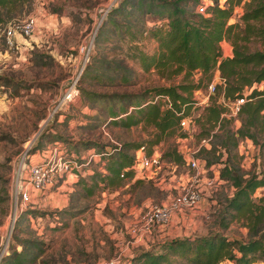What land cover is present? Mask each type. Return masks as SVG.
<instances>
[{
	"label": "rangeland",
	"instance_id": "rangeland-1",
	"mask_svg": "<svg viewBox=\"0 0 264 264\" xmlns=\"http://www.w3.org/2000/svg\"><path fill=\"white\" fill-rule=\"evenodd\" d=\"M123 1L128 7L112 13V8ZM245 1L233 7L229 23L238 21ZM200 4L208 6L211 1H180L190 13ZM144 11L145 2L139 4L138 0H31L24 15L0 22V248L7 244L8 253L20 250L19 241L29 239L40 243L32 264H100L116 257L119 264H129L143 251L164 252L169 242L186 236L245 237L241 221H230L224 229V201L233 189L228 181L217 179L214 187L204 192L196 208L186 209L167 224L154 227L148 236L131 238L128 227L142 211L175 192L176 181L185 171L181 162L176 163L175 176L169 173L170 169H164L167 174L163 172L162 190L149 181L133 183L126 179L116 188H95L91 196L81 197V188L69 184L67 179L62 186L45 192H30L31 200L36 203L27 205L13 223L8 219L12 162L28 142L35 145L30 149L34 159L35 151L45 149L55 137L60 138L56 141L67 152L75 155L96 150L111 141L121 145L142 143L146 152L148 141L154 138L151 126L143 123L129 128L115 126L108 123L109 109L121 117L124 110L130 111L118 102L122 95L149 93L198 80L203 90L209 82L207 75L197 72L165 77L152 69L142 70L133 57L134 47L153 52L156 45L147 31L158 25L154 14ZM27 16L36 21L32 33L15 35L12 44H7L8 22ZM248 48L264 51L259 40L250 41ZM220 52L222 57L231 56L228 41L220 42ZM122 75L128 79L123 85L119 81ZM72 83L76 97L61 101ZM255 86L260 87L261 83ZM219 110L221 114L222 109ZM220 118L221 122L216 121L212 126L201 119L198 134L193 137L197 141L212 135L209 143L216 151L201 153L205 159L216 161L212 171L206 169L207 176L219 171L221 164L217 161H224L226 152L220 146L223 133L227 129L235 132L239 126L238 119L225 123L224 117ZM179 133L163 136L152 146L151 151H156L166 164H175L162 155L176 148ZM260 142L262 139L258 138L256 143ZM227 148L238 173L264 177V149L241 143L238 150L247 151L243 161L234 154V146L228 143ZM263 193L264 187L257 188L252 198L257 199Z\"/></svg>",
	"mask_w": 264,
	"mask_h": 264
},
{
	"label": "trees",
	"instance_id": "trees-1",
	"mask_svg": "<svg viewBox=\"0 0 264 264\" xmlns=\"http://www.w3.org/2000/svg\"><path fill=\"white\" fill-rule=\"evenodd\" d=\"M30 1L0 0V22L24 15L28 11ZM143 1L145 2L144 12L154 14L158 25L147 31L149 38L156 45L153 52L147 53L134 47L133 57L136 58L142 70L152 69L165 77L181 73L188 76L190 73L197 72L201 76L207 75L210 80L212 78L210 75L217 72L218 76L224 80V86H217L214 95L210 96L212 102L200 109V114L195 121L197 132L201 119L210 122L211 126L222 119L219 114L220 107L214 103L220 93L224 98L229 99L236 96L246 98L235 118L239 121L236 131L229 132L227 129L223 133L224 140L220 146L226 152L224 161H217L221 164L218 178L224 182L228 181L233 189L231 195L224 201V229L228 227L230 221H241L245 229V237L231 238L222 234L205 237L186 236L169 242L164 252L143 251L140 256H134L129 264H135V262L139 264L264 262V193L257 199L252 198L257 188L264 187V177L259 178L257 173L250 175L238 173L233 166L234 161L230 160L227 153L229 143L235 147L234 154L240 158L236 150L238 140H248L259 149H264V51L248 48V43L252 40H259L264 46V24L260 23H264V0L245 1L244 10L238 17V21L231 23L228 21L232 16L233 7L240 4L241 0H210L211 4L205 6L204 13H198L196 9L194 13L188 12L180 5L181 0H138L139 4ZM125 2L113 7L111 12H119L128 7ZM223 40L229 42L231 56H221L220 42ZM119 81L123 85L128 79L122 75ZM200 82L198 80L187 85L157 88L149 93L122 95L120 100L117 97L118 102L125 104L130 111L124 110L123 116L118 117V114L110 108L111 119L108 123L123 128H129L138 123L150 125L154 131V138L148 141L150 146L146 152L142 143L99 145L95 151L102 154L96 165L92 167L91 173L79 176L72 183L81 188V197L91 196L95 188L112 189L122 185L124 180L132 176L134 150L142 147L144 153L150 155L153 152L152 146L163 136L178 133L180 116L175 113L182 111L181 116H185L190 112L193 107L191 94L193 90L200 88ZM260 83V87L255 86ZM157 95H166L170 101V107L160 108L159 102L152 103V98ZM229 120L232 119H224V122L227 123ZM179 135L181 136L182 133ZM258 138L262 139L259 145L256 143ZM56 139L60 138L55 137L52 142H58ZM63 148L66 149L65 146ZM128 149L131 153L127 152ZM212 151H216V148L210 144L208 149L202 148L197 153V157L209 166L216 161L205 159L204 155ZM201 153L204 155L202 156ZM166 155L173 163H182L181 156L175 147L162 156ZM123 169H125L123 177H120ZM140 181L142 179H134L132 182ZM19 246L20 250L13 249L7 252L1 258L0 264L34 263L38 256L36 251H40V243L27 239L19 241Z\"/></svg>",
	"mask_w": 264,
	"mask_h": 264
},
{
	"label": "built area",
	"instance_id": "built-area-1",
	"mask_svg": "<svg viewBox=\"0 0 264 264\" xmlns=\"http://www.w3.org/2000/svg\"><path fill=\"white\" fill-rule=\"evenodd\" d=\"M205 6V4L198 5L196 11L204 13ZM35 23V18L32 16L8 22L5 27L7 44H12L11 38L15 35H30L35 27ZM74 83H72L68 92L62 96L61 101H72L76 97ZM217 86L223 87L224 80L218 76L217 72H214L212 79L203 90L198 88L192 91L191 100L193 107L190 112L185 116H181L182 111L175 113L180 116L178 129L182 133L177 138L176 150L181 156L182 166H184L185 171L179 176L178 181H176L175 192L170 197L161 203L147 206L137 219L129 225L128 231L131 238L148 236L154 227L167 224L175 215L186 209L196 208L205 194L204 192L214 187L215 180H220L218 178V171H215L213 176H207L206 169L211 170L213 164L206 166L205 162L197 157V153L202 148H209L211 133L209 136L201 137L197 141L193 140L196 134L195 121L200 114V109L210 104V96L214 95ZM244 90L246 91V89ZM151 101L152 103L159 102L160 108L170 107V101L166 95L154 96ZM245 101V96H236L233 99H229L224 98L221 93L214 100L215 104L222 109L220 117L233 120H235L241 105ZM111 143L117 144L113 141ZM241 143H249L251 145V142L243 140V142L240 141L237 145V153L244 161L247 151L241 152L238 150ZM25 146L13 159L11 166L9 179L10 210L8 215L11 223L14 222L18 214L27 205L33 204L30 192H45L47 189L59 185L68 175L77 179L79 176L90 174L92 167L98 162L102 154L97 153L94 149H89L83 155H75L70 151L67 152L61 143L51 142L47 144L45 149L35 151L37 155H34V159L30 153L33 142H28ZM166 168L170 169L169 173H173L177 168V164H166L156 151H153L150 155H146L143 148L139 147L133 152L132 176L130 180L131 182L134 179L149 181L159 190H162L161 185L164 184L162 181L165 178L163 177V172L167 174L164 171ZM124 171L125 169L121 171L120 177H123ZM6 253L7 244H3L0 248V260ZM119 263L120 261L116 257L102 261L100 264Z\"/></svg>",
	"mask_w": 264,
	"mask_h": 264
},
{
	"label": "crops",
	"instance_id": "crops-1",
	"mask_svg": "<svg viewBox=\"0 0 264 264\" xmlns=\"http://www.w3.org/2000/svg\"><path fill=\"white\" fill-rule=\"evenodd\" d=\"M67 179L69 180V184H72L76 179H74L72 176H66V179L63 181V182H61L59 185H57V186H62V184H64V182L65 181H67ZM56 186V187H57ZM59 200V199H58ZM61 201H63V199H61ZM32 202H33V204H35L36 202H35V200L34 199H32ZM174 218V217H173ZM183 221H181L180 223H182ZM151 241V240H150ZM220 264H232L231 262H229V261H224V262H222V263H220ZM253 264H264V262H258V263H253Z\"/></svg>",
	"mask_w": 264,
	"mask_h": 264
}]
</instances>
